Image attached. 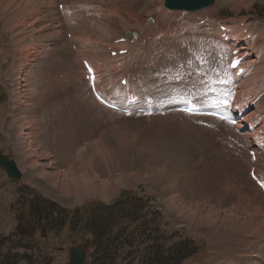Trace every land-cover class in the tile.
<instances>
[{
    "label": "rangeland",
    "instance_id": "374dc122",
    "mask_svg": "<svg viewBox=\"0 0 264 264\" xmlns=\"http://www.w3.org/2000/svg\"><path fill=\"white\" fill-rule=\"evenodd\" d=\"M164 2L0 0V152L23 174L12 180L0 168V264H67L73 247L87 252L86 264H264V193L249 176L256 166L264 180V150L252 162L255 149L236 124L177 111L229 105L234 96L230 115L241 107L257 115L264 0H217L195 13L170 12ZM241 22L256 32L251 82H261L236 93L218 24ZM129 31L140 37L114 44ZM125 49L129 57L111 53ZM86 60L102 96L153 113L102 106ZM42 157L54 161L51 174L82 168L96 188L116 192L67 202L41 177Z\"/></svg>",
    "mask_w": 264,
    "mask_h": 264
},
{
    "label": "bare ground",
    "instance_id": "6f19581e",
    "mask_svg": "<svg viewBox=\"0 0 264 264\" xmlns=\"http://www.w3.org/2000/svg\"><path fill=\"white\" fill-rule=\"evenodd\" d=\"M33 2V1H32ZM130 2V1H129ZM15 3V2H14ZM13 5V4H11ZM28 5V3H27ZM49 5V4H48ZM16 6V5H15ZM19 6V5H18ZM29 6V5H28ZM44 6V5H43ZM5 7V6H4ZM13 7V6H12ZM6 8V7H5ZM7 9V8H6ZM9 9V8H8ZM8 11V10H6ZM34 11V10H33ZM121 11V10H120ZM5 12V11H4ZM10 12V11H9ZM28 12V11H27ZM3 13V12H2ZM37 13V12H36ZM11 14V13H10ZM40 14V13H39ZM23 15V14H22ZM19 20V19H18ZM238 26V24H237ZM236 26V27H237ZM15 29V28H14ZM241 28H234V29H231V32L234 36V39L236 38L237 41H242V35L241 32H240ZM262 33H259L258 35H260ZM254 36L252 41L251 42H254L255 41V38H256V32H254L253 34ZM131 43V42H130ZM244 43V42H243ZM249 43L246 41L241 47H240V51L241 52H244V54L247 56V58L245 59V64L248 66V71L246 72L247 74L242 76L240 79H235L234 78V74L232 76V74L230 72H228L231 76V78L235 79V83L233 82V84L235 85V90L236 93L238 92H245L248 90V92H250L251 88L249 85L250 84H256L258 82H261V80H254L253 82H251V79H252V76L254 75V72L251 71V68L253 67V56L251 53H249V48H248V45ZM19 45V44H18ZM240 45V43H239ZM262 45V44H261ZM125 46V45H124ZM230 48L232 47V49L234 48L235 49V45H231L229 44L228 45ZM121 47V46H120ZM126 47V46H125ZM130 47V46H129ZM264 47V46H263ZM233 49V50H234ZM131 50V49H130ZM37 52V51H36ZM74 56V55H73ZM98 57V56H97ZM129 57V56H128ZM127 57V58H128ZM99 59H102V58H99ZM112 60V59H111ZM129 60V59H128ZM108 62V61H107ZM106 62V63H107ZM112 62V61H111ZM129 62V61H128ZM105 63V62H104ZM120 64V63H119ZM122 64V63H121ZM97 65V64H96ZM99 66V65H98ZM127 66V65H126ZM124 69V68H123ZM107 71V70H106ZM113 71V69H112ZM116 71V70H115ZM251 74V76H250ZM250 76V78H249ZM111 81V80H110ZM113 81V80H112ZM113 83V82H112ZM243 83V86L240 88L241 91H238L236 90V86ZM263 83V82H262ZM130 87V86H129ZM262 105V102L258 103V106H261ZM262 108H264V106H261L260 109L258 110L257 112V115L255 114H247L249 112V109L248 107H241L236 113L235 115H231V116H238L240 118H234L235 120L238 119V121L236 122V127L240 130H244L245 131V136L247 138V141H248V146L250 147V149H255V150H264V113L262 112ZM233 112L235 111H232L231 114H233ZM247 114V115H246ZM159 123V122H158ZM161 124V123H159ZM110 125V124H109ZM36 126V125H35ZM175 129V128H174ZM18 130V129H17ZM254 130H256L255 132H253ZM20 131V130H19ZM107 132V131H106ZM141 132V131H140ZM29 135H31V132L29 131L28 133H26V136L25 137H29ZM106 135V134H105ZM175 135V134H174ZM107 136V135H106ZM157 136V135H156ZM174 137V136H173ZM128 138V137H127ZM140 138V137H139ZM28 139V138H27ZM155 141V140H154ZM19 142V141H18ZM120 142V141H119ZM23 143V142H22ZM103 148V147H102ZM198 151V150H197ZM259 152V151H258ZM31 153V152H30ZM70 153V152H69ZM263 154V153H262ZM261 154V155H262ZM79 155V154H78ZM264 155V154H263ZM104 156V155H103ZM33 157V156H31ZM259 157V155H258ZM75 158V157H74ZM260 158L263 159V157L260 156ZM258 158V159H260ZM43 160H46L44 159L43 157L41 159H38L37 162L41 163V164H38L37 166H41L43 167V169H41L40 171V175L41 177L44 179H47L48 183L50 185H52V187L58 192L60 193V196L64 197L65 200L68 202V201H79L81 200V198L83 199V197H86L88 196L89 194H91L92 197L95 198L96 194L99 193L98 195H102V196H108L110 194H114L116 192V189H117V185H110V186H106V187H103L101 185H97L98 188H96V182L98 180V178L96 176L92 177L90 175V172H86L85 170L82 171V168L80 169H77L78 171H75V170H72V171H69V172H66V173H61V172H54V174H51L48 172V169H51L53 167V162H50L48 163L47 165V162L45 165L42 164ZM70 162V161H69ZM261 163V162H259ZM26 165H36V163L34 164L32 161H27L25 163ZM69 164V163H68ZM73 164V162H72ZM263 164V163H262ZM261 164V165H262ZM264 165V164H263ZM262 165V167H263ZM83 167V166H81ZM29 168V167H28ZM88 168V167H87ZM258 168V167H257ZM260 169V168H259ZM262 169V168H261ZM260 169V170H261ZM258 170V169H257ZM31 172V171H30ZM65 172V171H64ZM261 172V171H260ZM260 174V173H259ZM264 174V173H263ZM36 175V174H35ZM37 177V176H36ZM101 177V176H100ZM251 181V180H250ZM252 183V182H250ZM230 186V184H228ZM253 185V184H252ZM255 186V185H254ZM52 188V189H53ZM259 188V187H258ZM108 189V190H106ZM150 191V190H149ZM229 191V190H228ZM82 194H84L83 196H81ZM61 197V198H62ZM90 197V196H89ZM88 197V198H89ZM234 197V196H233ZM250 203V201H249ZM252 204V203H251ZM254 204V203H253ZM260 204V203H259ZM262 206V205H261ZM236 206H234L235 208ZM257 207V205H256ZM254 208V207H253ZM260 208V207H259ZM262 209V208H261ZM244 210V209H243ZM255 210V209H254ZM259 211V210H258ZM238 213V212H237ZM236 213V214H237ZM247 213V212H246ZM257 214V213H256ZM263 217V216H262ZM253 223V222H252ZM263 225L261 226L262 230H264V221L262 222ZM251 224V223H250ZM248 225V224H246ZM252 225V224H251ZM249 226V225H248ZM247 226V228H248ZM256 226V225H255ZM253 225V228L252 231L255 229V227ZM251 227V226H250ZM237 228H240V227H237ZM256 228L259 230V228L256 226ZM249 229V228H248ZM247 229V230H248ZM249 229V231L251 230ZM246 230V231H247ZM248 231V232H249ZM256 231V229H255ZM260 231V230H259ZM254 232V231H253ZM258 233V231H257ZM261 233V232H260ZM263 233V234H262ZM262 237H264V231H262ZM252 234V233H251ZM256 234V233H255ZM250 235V234H249ZM260 235V234H259ZM250 241L249 242H252V243H255V242H258L259 239L256 238V235L255 237H251L249 239ZM247 241H245L246 243ZM247 245V243H246ZM249 245V244H248ZM250 247V246H249ZM232 264V263H231Z\"/></svg>",
    "mask_w": 264,
    "mask_h": 264
},
{
    "label": "water",
    "instance_id": "95a60500",
    "mask_svg": "<svg viewBox=\"0 0 264 264\" xmlns=\"http://www.w3.org/2000/svg\"><path fill=\"white\" fill-rule=\"evenodd\" d=\"M215 0H166L165 8L171 11H181V12H197L215 4ZM128 34L126 37H130ZM134 38L138 37V34L133 35ZM0 167L5 169L8 176L12 179H21L22 174L17 168V164L13 160H8L4 155L0 153ZM86 253L82 248H73L70 257L69 264H85Z\"/></svg>",
    "mask_w": 264,
    "mask_h": 264
},
{
    "label": "trees",
    "instance_id": "16d2710c",
    "mask_svg": "<svg viewBox=\"0 0 264 264\" xmlns=\"http://www.w3.org/2000/svg\"><path fill=\"white\" fill-rule=\"evenodd\" d=\"M41 217H43V215H41V214H40V215H38V218H39V220L41 219Z\"/></svg>",
    "mask_w": 264,
    "mask_h": 264
},
{
    "label": "snow or ice",
    "instance_id": "6c2138e0",
    "mask_svg": "<svg viewBox=\"0 0 264 264\" xmlns=\"http://www.w3.org/2000/svg\"><path fill=\"white\" fill-rule=\"evenodd\" d=\"M237 63H238V61H237ZM89 71L91 72V69L90 68H89ZM261 186L264 187V184H262Z\"/></svg>",
    "mask_w": 264,
    "mask_h": 264
}]
</instances>
